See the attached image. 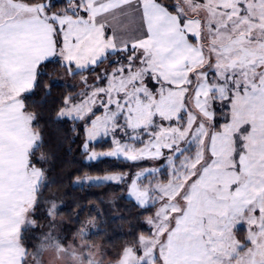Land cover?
Here are the masks:
<instances>
[{
    "label": "snow or ice",
    "instance_id": "6c2138e0",
    "mask_svg": "<svg viewBox=\"0 0 264 264\" xmlns=\"http://www.w3.org/2000/svg\"><path fill=\"white\" fill-rule=\"evenodd\" d=\"M49 64L80 78L56 119L83 126L86 159L140 167L85 178L151 212L117 264H264V0H0V264H26L46 161L22 94Z\"/></svg>",
    "mask_w": 264,
    "mask_h": 264
},
{
    "label": "trees",
    "instance_id": "16d2710c",
    "mask_svg": "<svg viewBox=\"0 0 264 264\" xmlns=\"http://www.w3.org/2000/svg\"><path fill=\"white\" fill-rule=\"evenodd\" d=\"M60 69L49 64L48 76L40 78L38 86L22 94L24 112L35 117L38 125L31 130L42 133L45 141V146L35 153V157L46 161L42 165L45 169L43 183L34 195L33 204L37 199L39 202L35 213L31 210L32 223L22 227L20 233L22 238L19 243L26 247L27 256L36 252L42 244H66L76 239L88 221L95 223L96 231L92 237L107 238L108 244L118 246L131 241V234L147 231L144 221L151 215V212L135 206L134 201L122 193L121 184L107 181L89 183L85 179L125 172L129 167L126 162L116 161L115 158L86 159L81 147L86 135L83 126L67 121L57 122L63 98L68 92L63 85L52 87L51 95L46 89ZM93 143L96 151L110 147V141L105 139ZM78 180L84 182L78 183ZM53 204L56 205L55 210H52ZM53 215L63 223L51 234L50 230L44 231L43 226L46 222L52 224ZM47 233L50 236H46Z\"/></svg>",
    "mask_w": 264,
    "mask_h": 264
},
{
    "label": "rangeland",
    "instance_id": "374dc122",
    "mask_svg": "<svg viewBox=\"0 0 264 264\" xmlns=\"http://www.w3.org/2000/svg\"><path fill=\"white\" fill-rule=\"evenodd\" d=\"M101 67H104V65H102ZM54 79H58L62 82V85L68 92L67 95H75L76 93L81 91L80 78H72L70 76L64 75L63 68L58 71ZM27 114L28 116L30 115L29 113ZM30 131L32 130L30 129ZM115 160L117 161L116 158ZM126 163L128 164L129 168L128 170L123 172L125 176H129L132 173L140 171V167H132L130 163ZM149 163L150 162H144L141 167H146ZM118 173L120 172L107 174ZM104 175L96 177H103ZM92 182H103V180H93ZM119 184L122 185V193H125V195L129 198L127 193V182ZM114 201L115 200H111V202ZM31 206H28L25 210H23L21 214V228L27 227L32 223ZM52 219V224L46 222L43 226V230H50L51 234L52 232L55 233L62 226L61 223H63V221H61L60 219H56L54 215L52 216ZM94 224L95 223L93 221H88L81 235L77 236L76 239L69 240L66 244H42L41 248L27 256L26 264H92V262H94V264H117L118 254L121 252V250L125 247L127 243H131L132 241H126L124 242V244L122 243L121 245L113 246L108 244L107 238L99 239L92 237V235H95L96 231ZM239 235L240 238H243V229H241ZM46 236L50 235L47 233Z\"/></svg>",
    "mask_w": 264,
    "mask_h": 264
},
{
    "label": "crops",
    "instance_id": "0c3cea01",
    "mask_svg": "<svg viewBox=\"0 0 264 264\" xmlns=\"http://www.w3.org/2000/svg\"><path fill=\"white\" fill-rule=\"evenodd\" d=\"M29 116H30V115H29ZM29 116H28L27 113L23 112V118H24L25 120L31 118V116H30V117H29ZM14 142L17 143V144L20 143L19 140H16V141H14ZM6 164H7L9 167H11V168H17V167H19L20 162H19L18 159L13 158V159H11V160H7V161H6ZM34 195H35V194H34ZM34 195H33L32 197L26 199L23 210H25L28 206H31V205L33 206ZM32 206H31V207H32ZM22 212H23V211H22ZM22 212H21V214H22ZM21 214H20V221H21Z\"/></svg>",
    "mask_w": 264,
    "mask_h": 264
}]
</instances>
